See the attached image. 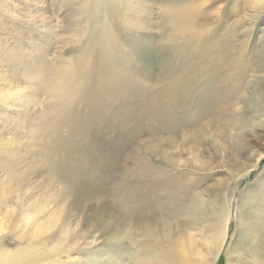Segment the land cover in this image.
I'll use <instances>...</instances> for the list:
<instances>
[{
    "label": "rangeland",
    "instance_id": "374dc122",
    "mask_svg": "<svg viewBox=\"0 0 264 264\" xmlns=\"http://www.w3.org/2000/svg\"><path fill=\"white\" fill-rule=\"evenodd\" d=\"M162 1L0 0V264H143L136 222L158 228L164 245L185 240L183 264H264V75L244 86L259 97L250 111L203 130L214 112L202 114L197 95L209 90L213 98L210 76L217 90L220 77L224 89L236 87L239 73H227L211 41L216 22L202 32L208 52L162 70L180 27ZM230 2L210 4L245 18L251 45L243 65L264 40V17L255 21ZM155 114L162 118L152 121ZM156 137L162 144L145 153L141 143ZM137 148L160 186L129 214L127 236L114 238L94 215L121 217L112 185Z\"/></svg>",
    "mask_w": 264,
    "mask_h": 264
},
{
    "label": "bare ground",
    "instance_id": "6f19581e",
    "mask_svg": "<svg viewBox=\"0 0 264 264\" xmlns=\"http://www.w3.org/2000/svg\"><path fill=\"white\" fill-rule=\"evenodd\" d=\"M163 1L161 4H163V6H166V8H169V10L173 11L176 15L175 19L171 20V21H174L171 23V25L172 26L175 25L174 28H176L175 30H177L178 29L177 26L179 23L180 24L179 29L183 28L185 33L184 31H179L178 29L179 33L173 34L170 36L169 39L171 41V44L167 48L168 50L167 53L169 56H167L168 59L163 64H161L162 70H165L168 68L169 70L172 69L173 68L172 62L174 60H176V63L187 61V59L191 58L192 55H194L200 49H201V52H204V53L208 52V49H209L208 39L202 36V32L204 31L214 32V30L211 29L210 27L216 22V26L217 25H220V26L216 27L217 34L213 35V38L211 41L215 45L216 50H221L220 58H223L225 60V64L229 66L227 67L228 68L227 73L231 72L230 71L231 67L233 68L234 72L236 71L235 74L239 73L237 77L234 78L235 81L233 80L236 87H231L230 89L229 88L224 89L223 84L225 83V79L223 80V78L220 77L222 81L219 79L220 82H218L219 86L217 90V82H216L217 78L215 76H212L213 80H210L211 78L210 76L209 77L210 82H208L210 83V88H207V89H211L212 92L210 91V93L214 95L213 98H212V95L207 96V94H209L208 93L209 90L205 91V93L203 92V94L200 93L201 91L198 92L201 95L199 94V96L197 95V97L201 98V100L198 103L196 102L197 105H195V107L197 106L201 110L202 114L214 112V115L212 116V118L207 117L205 123L203 124L204 127L202 129L203 130L205 129L207 130L209 128L217 129L219 127L218 123L216 122L217 118H222L223 120L228 121V120H232L233 119L232 117L235 114L244 113L245 111H250L251 110L250 108L253 107L252 106L253 101H257L259 97L257 96L258 98L255 99V97H252V95H250L249 92L245 94L243 90H244V86H248V85L252 86L254 85L255 81L256 83L259 84L260 81L257 78L258 77L262 78V76L264 75V45H263L264 40L262 38L258 40L257 46L259 45L258 47L259 50L256 52V55L249 56L245 64L239 65V63L241 62V59L245 57L247 47L251 45V44L249 45V37H246V32L241 30V25L243 26L242 21L245 18L242 15L240 16V18H238V15L240 13H238L236 10H233L230 7L228 8H225L224 6L222 8L214 7V5L210 4L211 0H163ZM253 4L251 3V0L249 1L248 0H231L230 2V6L239 5V7H241L239 12L242 11V7L244 6L245 10L252 12L251 15L252 17H254L253 19L255 21H259L264 17V0H262L261 5L257 6V4H254L255 6H253ZM258 13H260V15H256ZM244 14H247V13H244ZM246 31L248 32V36H249L251 31H248V30ZM255 43L256 42H254L253 44ZM253 44H252V47H253ZM254 64L256 66V69L254 70L255 74L253 75V79L251 78L247 79L248 77L247 71L249 70L250 65L253 66ZM226 79L227 80L232 79V75L231 77L229 75ZM211 81L213 82L212 85L214 86V89L216 90V92L211 86ZM208 83L207 84L205 83L207 87L209 85ZM226 84L225 86H228L229 82L227 85ZM189 93H191V91ZM198 98L195 97V99H198ZM152 103L153 101L150 100L148 105H151ZM144 115L142 119L149 117L148 115L147 116L145 115L146 117ZM177 116H178V113H177ZM196 116L198 117L200 115H196ZM161 118L162 117L159 114H155L152 116V121L160 120ZM144 121H146V119ZM144 123H147V122H144ZM144 125H141L142 128ZM156 138H157L156 143L154 144L153 143L149 144L147 142L141 143V145L144 147L145 151L144 150L143 151L145 153H149V151L151 152L155 151L157 147H159V145L162 144V138L161 137H156ZM139 152L140 151L138 148L136 150L133 149L129 151V154L127 156H124V160L130 161L132 163V166L131 167L127 165L124 166L123 173H121V176L119 177L120 182L114 183L112 185V188L114 186V190L120 194L117 200V208L121 212L120 213L121 217L114 216L115 214L113 215L112 213H105V211L104 213L101 211L97 213L96 215H94L96 216L95 218L99 220L102 231L110 234L114 238H116V236L118 235L120 236V234H121V237L122 236L124 237V235L127 236V234L129 233V231H127L128 219L130 220L129 214H131V212L135 214V212H137L141 206H143L149 200H151V198L149 197V193H152L154 189H156L155 187L160 186L159 180L153 181L151 179V176L153 175L152 172L156 171L155 166L151 162H149L146 157L142 156ZM162 153H164L165 155L168 152H162ZM257 160L258 158L256 159V161ZM74 181L78 183L79 179L78 178L75 179L73 177H67L66 179V183L70 182L73 185L75 184ZM70 183L68 184L69 186H71ZM69 186H67V188L70 189L72 186L71 187ZM119 187H121L122 191L120 190L118 191ZM162 187L164 188V184ZM69 189L67 191L68 195L77 194V195H80L82 198L91 197L89 193L83 194L80 192H74L72 190L70 191ZM198 205H199V199L195 197L194 199L191 200L190 204L188 205L189 207L192 206L190 213H192L193 208H195ZM255 218H257L258 220L257 219L256 220L257 222H259V218L258 217H255ZM136 224H137L136 228L139 230V233L144 238L143 243H141L140 241H136V247L138 250L136 255L141 256L140 259H142L143 264H183L181 262H184L187 260L188 256H186L184 252H182V245H183L182 243L185 240L182 242L176 241V243H172V245H164L163 242L160 241V240H163L164 238L163 239L158 238V235H157L158 228L150 227L146 225L144 222L143 223L136 222ZM261 257L264 259V252H263V256ZM6 260L9 261V259L5 257L4 261Z\"/></svg>",
    "mask_w": 264,
    "mask_h": 264
}]
</instances>
